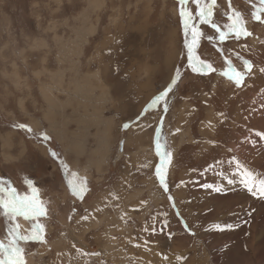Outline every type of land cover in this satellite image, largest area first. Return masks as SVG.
Returning a JSON list of instances; mask_svg holds the SVG:
<instances>
[{"label": "rangeland", "instance_id": "1", "mask_svg": "<svg viewBox=\"0 0 264 264\" xmlns=\"http://www.w3.org/2000/svg\"><path fill=\"white\" fill-rule=\"evenodd\" d=\"M180 7L0 0V180L22 196L35 188L45 209L15 221L0 209V244L13 227L44 229L45 242L16 241L25 264H264V199L240 183L244 169L264 179L255 135L264 132V23L252 18L264 5L216 0L211 23H201L189 0L193 60L211 65L204 73L188 66ZM233 10L251 35L220 41L212 24L227 31ZM245 60L252 72L237 86L229 77ZM157 141L172 153L168 192L155 175Z\"/></svg>", "mask_w": 264, "mask_h": 264}, {"label": "snow or ice", "instance_id": "2", "mask_svg": "<svg viewBox=\"0 0 264 264\" xmlns=\"http://www.w3.org/2000/svg\"><path fill=\"white\" fill-rule=\"evenodd\" d=\"M189 0H178V4L180 7V17L183 22L184 30L186 35L191 34V42L187 43V50H188V66L192 69V71L196 72L199 71L201 73H204L206 71L211 70V65L205 63L202 60H199L198 58L194 61L193 56V47L197 43V37L199 35V32L197 31L196 27L192 24V21L195 19V17L190 13L187 12L185 9V6L188 4ZM193 4L196 5L197 11H196V17H199V20L201 23H211V18L213 15V6L216 3V0H191ZM260 4L264 5V0H260ZM260 12H264V7L259 8L256 11H253L252 18L256 21H259L261 23H264V19H261ZM229 21H232L231 23L227 24L225 27L227 31H220V29L215 25L212 24L213 28H216L217 32L219 33V40L224 41L229 33H234L235 37L237 39H240L241 37H247L250 36L251 33L248 32L243 24L241 15L239 12L232 11V14L228 15ZM245 72H233V74L229 77L230 79L234 80L235 84L237 86H240L243 81L246 74H250L252 72L253 65L250 61L245 60L243 61ZM260 72H264V67H261L259 69ZM175 83V80L172 81V84H169V86L162 92H160L158 95H156L151 102L147 105V108H152L153 106L157 105L161 101H164L165 98L168 96L169 92L172 91V85ZM165 111H167V105L165 104ZM14 127H18L20 129H26L28 132H31L32 129L28 128L24 124L14 125ZM129 125L125 124L124 128H128ZM179 131V129H177ZM157 135H159V129H157ZM255 135L260 137V139L264 140V132L262 131H256ZM41 136L43 140H49L50 137L46 134L41 133ZM163 145L157 141L156 143V154L161 158L160 164L156 166L155 169V175L158 179L161 187L165 192H168V186L165 180V170L166 165L171 162L172 153L170 151H162ZM53 156H55V153H52ZM233 161H235L236 169L240 171L243 166L240 164L239 161H236L233 157ZM4 181L0 180V192H4L6 195L4 197H0V209L3 210L4 215L8 218H11L13 221H15V218L17 216H23L26 220L27 219H36L39 216H42L45 214V209L40 206V204L37 203L35 199L36 195V189H32V197L29 196H22L16 194L15 190L11 188L9 185L8 188L4 187ZM71 184V181L69 182ZM232 180H228V184H232ZM240 183L243 184L245 189L254 197L258 196L262 199H264V179H254L253 174L244 169L241 175ZM29 184L31 185V182L29 181ZM205 187H210L209 185H205ZM80 190H82V186L80 187ZM72 191L74 195H79V191L77 190L76 186H72ZM215 191L220 192L224 191L223 188L217 187ZM168 199L171 201L173 197L171 195L168 196ZM218 228H220L219 225H217ZM226 227H231V225H227ZM34 235L26 236V235H20L15 227L12 229L13 234V240L8 246H5L3 244H0V251L3 252L2 258H0V264H25L24 258H23V249L20 248L16 241H41L45 242L43 239V232L44 229L41 225L36 224L33 228ZM179 259V257H178Z\"/></svg>", "mask_w": 264, "mask_h": 264}, {"label": "bare ground", "instance_id": "3", "mask_svg": "<svg viewBox=\"0 0 264 264\" xmlns=\"http://www.w3.org/2000/svg\"><path fill=\"white\" fill-rule=\"evenodd\" d=\"M255 70H256V69H255ZM250 77H251V76H250ZM245 84H246V83H245ZM244 87H245V86H244ZM18 244H19V243H18ZM18 244H17V245H18Z\"/></svg>", "mask_w": 264, "mask_h": 264}, {"label": "water", "instance_id": "4", "mask_svg": "<svg viewBox=\"0 0 264 264\" xmlns=\"http://www.w3.org/2000/svg\"><path fill=\"white\" fill-rule=\"evenodd\" d=\"M123 128H124V126H123ZM125 129V128H124Z\"/></svg>", "mask_w": 264, "mask_h": 264}]
</instances>
